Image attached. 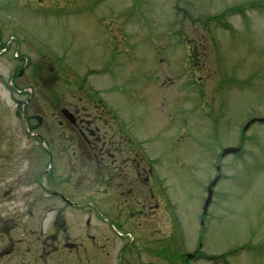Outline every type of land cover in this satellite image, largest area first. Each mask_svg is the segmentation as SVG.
Wrapping results in <instances>:
<instances>
[{
	"label": "rangeland",
	"instance_id": "1",
	"mask_svg": "<svg viewBox=\"0 0 264 264\" xmlns=\"http://www.w3.org/2000/svg\"><path fill=\"white\" fill-rule=\"evenodd\" d=\"M243 1L30 0L27 14L16 15L11 7L16 0H0V6L6 5L2 12L29 26L32 102L42 110L39 101H52L42 114L44 137L56 149L50 156L38 138L0 132L10 136L1 139L0 149L5 150L0 155L7 161L9 154L17 156L23 166L18 170L26 171L21 184L41 186L65 176L72 164L66 154L73 144L60 143L61 133L50 121L58 103L90 87L92 98L100 97L115 110L128 132L168 158L171 169L164 172L175 211L171 220L160 213V246L165 247L159 249V264H185V252L199 256L200 250L206 259L187 264H222L220 258H208L217 255H226L227 264H264V123L255 122L244 132L240 154L221 158L220 178L202 212L206 188L217 175L214 157L222 148L238 145L239 128L249 119L264 117V0H249L247 5L255 1L254 10L227 11L237 2L245 6ZM20 2L27 1L16 5ZM221 12L227 23L222 28L223 21L219 25L209 17ZM186 14L196 16L194 23ZM188 57L197 66L194 75L189 74ZM0 94L7 100L5 92ZM171 94L173 100L183 98L165 101ZM79 164L84 169L87 163ZM100 208L116 228L126 225L115 208L105 202ZM88 217L79 212L73 232L87 230L95 236L79 240L74 252L58 255L56 264H119L113 231L97 221L98 226H84ZM98 246L101 254L96 257ZM150 255L143 249L141 261H151Z\"/></svg>",
	"mask_w": 264,
	"mask_h": 264
},
{
	"label": "flooded vegetation",
	"instance_id": "2",
	"mask_svg": "<svg viewBox=\"0 0 264 264\" xmlns=\"http://www.w3.org/2000/svg\"><path fill=\"white\" fill-rule=\"evenodd\" d=\"M10 33H15L14 25L0 17V41ZM23 43L24 60L14 57L10 49L0 52V82L5 85L11 78L9 91H15L16 85L25 87L29 79L31 65L26 60V39ZM19 110L32 130L30 99L24 100ZM72 110L76 131L67 137L71 138L73 146L68 155L72 164L65 176L61 173L47 184L33 187L21 184L25 170L17 171L15 166L0 164V264H45L44 255L52 259L59 250L72 251L74 242L67 239L69 236L65 239L63 233L74 225L80 207L75 208L73 204H83L80 199L105 202L109 208L116 209L119 217L126 213L141 214L153 220L160 213L159 203L165 200V192H161L158 157L140 147L122 126L107 120L101 124L98 117L82 106L77 105ZM54 122L58 127L57 120ZM3 128L11 129L6 122ZM80 161L87 163L82 164L84 169L80 168ZM84 178L88 179L84 184L82 180L81 187L80 179ZM126 203H134V206L121 211ZM41 208L45 209L41 211ZM67 215L69 223L66 225L64 217ZM87 236L92 238L88 233Z\"/></svg>",
	"mask_w": 264,
	"mask_h": 264
},
{
	"label": "water",
	"instance_id": "3",
	"mask_svg": "<svg viewBox=\"0 0 264 264\" xmlns=\"http://www.w3.org/2000/svg\"><path fill=\"white\" fill-rule=\"evenodd\" d=\"M259 120H264V119H259ZM228 151H235V149L229 148V149H225L223 152H228ZM209 198H210V191H209V195H208V198H207L205 204H207L209 202Z\"/></svg>",
	"mask_w": 264,
	"mask_h": 264
}]
</instances>
